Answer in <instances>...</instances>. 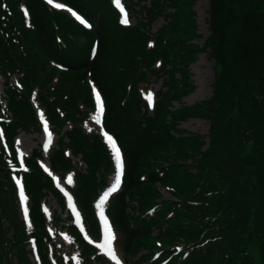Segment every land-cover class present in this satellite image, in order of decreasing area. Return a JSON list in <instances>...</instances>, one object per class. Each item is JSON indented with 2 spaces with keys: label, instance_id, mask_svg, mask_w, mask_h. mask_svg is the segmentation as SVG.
Returning <instances> with one entry per match:
<instances>
[{
  "label": "trees",
  "instance_id": "obj_1",
  "mask_svg": "<svg viewBox=\"0 0 264 264\" xmlns=\"http://www.w3.org/2000/svg\"><path fill=\"white\" fill-rule=\"evenodd\" d=\"M196 3L119 0L124 24L114 0H0L11 114L0 98V264L108 262L97 249L96 203L116 162L102 132L85 127L98 106L121 151L120 186L106 193L102 213L121 235L124 264H264V0H209L202 43ZM202 53L214 62L212 94L186 105L190 65ZM159 81L149 107L144 93ZM191 117L208 123L205 135L179 127ZM46 126L55 143L19 156V132ZM57 179L67 182L83 230ZM48 195L67 211L65 247L52 242L61 214L47 215Z\"/></svg>",
  "mask_w": 264,
  "mask_h": 264
},
{
  "label": "rangeland",
  "instance_id": "obj_2",
  "mask_svg": "<svg viewBox=\"0 0 264 264\" xmlns=\"http://www.w3.org/2000/svg\"><path fill=\"white\" fill-rule=\"evenodd\" d=\"M117 4V0H114ZM120 7V6H119ZM196 10V19H197V25H198V32L203 36L202 39L198 40L199 43H202L203 40L208 36L209 34V0H197L196 5L194 6ZM121 9V7H120ZM124 11V10H123ZM125 14V11H124ZM123 14V15H124ZM127 14V13H126ZM140 17V14L138 11L132 12V16L130 17V21L135 22L136 19ZM163 24V18H158L152 25V30H156L158 27H160ZM197 42V41H196ZM190 75L191 79L193 81L194 90H192L187 95L183 96L180 100L181 103H184L186 105L193 104L194 102L205 100L210 97L212 94L213 89V82H214V62L213 59L208 56L206 53H202L199 55L196 62L190 65ZM18 76L13 75L9 79V83L12 85L17 86L18 83ZM5 82L3 79V76L0 75V97H3L5 100L7 97L5 95ZM161 87V82H157L154 84H151L148 88L147 92L144 93V97L146 98V103L149 107H151V102L148 100H151L152 98H147L149 95H151L150 92L156 91ZM2 101L1 106L3 107L6 103V101ZM31 103L34 107L35 103L33 100H31ZM174 106H178L179 102L175 101L173 102ZM38 114H41L40 112H43V109H35ZM98 114L96 117V120L93 122H89L85 124L86 130L88 132H95V131H101V108L98 106ZM180 128L183 130H186L188 132L192 133H198L200 135H205L208 131V123L198 117H191L187 120H184L179 125ZM66 129V128H65ZM58 134L52 133L48 126L44 127L42 130V133L38 132H25L20 131L19 134L14 139V147L16 148L17 154L19 156H28L33 149L37 148L38 145L43 147L44 149L47 148V146L50 143H55L57 140ZM41 165L44 169L48 170L49 163L46 160L40 161ZM119 166V165H118ZM116 176H112L109 181L107 187H105L103 190H100L99 194V200L97 201L96 205L98 206V211L103 212L105 210V193L106 192H112L117 189V186H119V183L117 185ZM57 186L63 190L66 193V187L65 184L67 182L56 180ZM159 187V186H158ZM114 189V190H113ZM160 192L162 193L164 198H169L170 195L165 192L164 190L160 189ZM67 209L69 211V214L72 216L73 221L72 224L76 225L81 229V220L77 216L74 210V205L71 202L70 197L68 196L67 200ZM45 210L49 217L52 216L53 212L61 214V222L55 227V229L51 232L52 236V242L57 247H65L70 243V237L67 230V211L61 209L59 203L56 201V199L52 195H48L45 198ZM102 221H103V232L101 240L98 243V250L99 252L107 258L108 262L104 264H124L122 255L120 252V245L119 241L121 238V235L117 232H115L110 225L105 224V216L102 213H99ZM105 217V218H104ZM105 231H107L109 238L107 239L106 243L104 242V234ZM255 256L257 257L256 253ZM74 261L77 262V259L74 258ZM98 264V263H94Z\"/></svg>",
  "mask_w": 264,
  "mask_h": 264
},
{
  "label": "bare ground",
  "instance_id": "obj_3",
  "mask_svg": "<svg viewBox=\"0 0 264 264\" xmlns=\"http://www.w3.org/2000/svg\"><path fill=\"white\" fill-rule=\"evenodd\" d=\"M34 102V101H33ZM35 103V102H34ZM34 108L35 109H40V108H38L37 106H36V104L34 105ZM36 111V110H35ZM112 139H111V141H109V139H106L107 140V142H108V144H109V146H110V148H111V151H112V153L115 155V157L117 158V150L119 151V159H120V156H121V151H120V148H119V146H118V144H117V142H116V140L114 139V137H111ZM114 142V143H113ZM78 158H74V160H77ZM85 166H83V169H85L84 168ZM120 171H121V167H120V169H119V173H120ZM109 238V235H108V233H107V231H105V234H104V242L106 243V241H107V239Z\"/></svg>",
  "mask_w": 264,
  "mask_h": 264
},
{
  "label": "snow or ice",
  "instance_id": "obj_4",
  "mask_svg": "<svg viewBox=\"0 0 264 264\" xmlns=\"http://www.w3.org/2000/svg\"><path fill=\"white\" fill-rule=\"evenodd\" d=\"M49 3H52V0H49ZM117 6L119 7L120 4H119V0H117ZM56 7H62V5L60 4H57ZM121 11L123 12V8L121 7ZM77 19H80V17H77ZM122 23L124 24H128L129 23V20H128V17H127V14L125 13L124 16H123V19H122ZM150 98V97H149ZM109 141H111V137L108 138ZM114 143V142H113ZM117 160H119V151L117 150ZM116 183L118 185L119 183V177L116 178ZM114 190V189H113ZM21 196L23 197V193L21 192Z\"/></svg>",
  "mask_w": 264,
  "mask_h": 264
},
{
  "label": "built area",
  "instance_id": "obj_5",
  "mask_svg": "<svg viewBox=\"0 0 264 264\" xmlns=\"http://www.w3.org/2000/svg\"><path fill=\"white\" fill-rule=\"evenodd\" d=\"M7 114H10L9 112H7Z\"/></svg>",
  "mask_w": 264,
  "mask_h": 264
}]
</instances>
